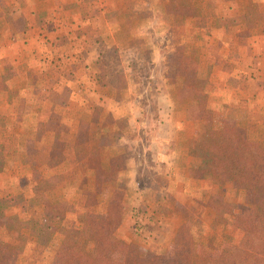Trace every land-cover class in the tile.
Returning <instances> with one entry per match:
<instances>
[{
    "label": "rangeland",
    "instance_id": "1",
    "mask_svg": "<svg viewBox=\"0 0 264 264\" xmlns=\"http://www.w3.org/2000/svg\"><path fill=\"white\" fill-rule=\"evenodd\" d=\"M134 1L132 5L142 7L137 0ZM204 1L144 0L147 3V19L132 24L135 26L132 27L134 33H139L130 43L134 51L123 52L122 47L114 46L108 50L109 53L106 52L114 67H119V61L132 67L135 85L129 86L131 91L128 102L133 105V109L141 111L138 120L141 122L142 133L138 134L137 128H134L127 135H121L129 140L132 147L117 159L121 168L114 170V174L121 171L122 175L112 176V182H107L105 171L101 168L94 183L88 180L72 182V185L79 184L80 190L77 193L81 197L72 195L73 191H69L67 187L56 189L59 187L58 175L48 176L52 169L44 167L45 161L52 158L47 164H61L52 172L66 169L69 153L66 142L60 145V136L57 135L51 150L47 152L44 146L48 145V135L40 130V118L30 115V110L36 109L37 105L31 106L25 102L26 90L10 89L6 86L4 77L0 78V240L17 243V239L21 238L16 234L23 233L15 264H51L64 237L62 228L69 225H72V235L85 237L88 248L91 249L98 232L105 225L104 213L109 199L115 200L114 211L123 209L116 234L123 245H134L130 248L129 255L133 252L143 256L146 251L165 250L167 256L172 257L178 253L187 233L212 257L227 256L232 244L238 242L240 231L235 225L234 213L243 202L244 190L224 182L221 175L215 172L214 169L220 167V158L210 154L208 147L217 142L230 144L231 136L238 133L243 135L251 152L264 153V84L260 82V79H264V71L259 74L258 87H252L256 91L247 89L245 95H251L248 96L249 100L232 103V106L228 103L220 104L224 107L223 110L216 105V110H212L213 123L210 128L194 123L196 143L189 151L194 154V158L183 163V168L187 166L188 174L194 178H207L203 183L183 181L179 177L186 173L178 176L176 172L174 176L171 168V175L168 176V172L164 170L168 167L158 164L150 157L149 150L143 149L144 146L148 147L157 128L156 99L160 88L172 93L180 105V100L186 97L190 82L174 77L173 69L179 67L197 88L204 90L207 83L211 70L205 54L210 43L207 36H210V31H215L213 23L211 25L207 20V16L213 11L209 5H204ZM231 8L221 6L219 9H224L225 14L229 15L222 22L234 34L238 29V16ZM193 30L194 34L190 36L189 32L192 33ZM122 42L124 44L123 39ZM229 60L233 65L236 63L233 68L238 70V61L242 62L238 60V54L230 55ZM137 68L139 69L135 70ZM245 71L247 75L254 73ZM238 74V71L235 72V75ZM5 99L7 102L3 101ZM16 109L19 111L18 115L15 114ZM225 109L227 113L224 117ZM62 124L60 119L54 118L51 127L63 130ZM27 127L36 128L33 138L22 132ZM114 138L122 139L120 136ZM32 140L35 148L28 143ZM136 152H140L142 156L136 157ZM130 156H133L132 167L122 169L123 162ZM180 167L179 170H183L182 165ZM78 170L83 169L79 167ZM173 179L179 181V184H175L178 186L176 190L172 186L168 189L172 196L166 199L163 197L158 205L151 203L154 195L148 199V203L142 199L141 189L148 184L157 195L159 188ZM171 184L174 186V183ZM202 184L207 186L204 195L199 193ZM120 195H123L121 200ZM218 197L222 199L219 200L220 204L214 201ZM210 198L213 200L210 201ZM17 219L21 221L18 224ZM11 223L16 224L12 229H6ZM114 256L120 264H126V254L122 248H118Z\"/></svg>",
    "mask_w": 264,
    "mask_h": 264
},
{
    "label": "crops",
    "instance_id": "2",
    "mask_svg": "<svg viewBox=\"0 0 264 264\" xmlns=\"http://www.w3.org/2000/svg\"><path fill=\"white\" fill-rule=\"evenodd\" d=\"M132 2L135 1L0 0V78L4 77L10 89L26 90L25 102L37 105L36 109L30 110V115L40 118V130L48 135V145L44 146L47 152L57 135L60 136V145L66 142L69 150L66 169L52 172L61 165L47 164L52 158L45 161L44 167L52 169L48 176L58 175L60 180L56 189L67 187L74 196L81 197V194L77 193L79 184L72 185V182L88 180L94 183L101 168L105 171L107 182H112V176L122 175L121 171V174H114V169H110V160L116 158L117 161L126 149H132L129 140L123 137L127 132L137 128L136 132L142 133L138 120L141 111L133 109L128 102L129 86L135 85L132 67L124 65L123 61H119L118 68L114 67L113 61L106 55L114 46L122 47L123 52L134 51L130 43L139 33H134L132 27L135 26L132 24L147 19V3L137 0L141 7L132 5ZM204 5H209L213 11L207 20L211 25L213 23L215 33L210 31V36H207L210 43L205 54L211 70L203 91L210 108L216 110V105L228 103L232 106V103L249 100L251 95H245L247 89L256 91L252 87L257 88L260 84L259 74L264 71V0H205ZM221 6H231L238 16V29L234 34L222 22L229 15L224 9H219ZM156 20L160 21L159 18ZM190 32L193 36L194 30ZM236 53L238 60L242 61H238V70L233 68L236 63L233 65L229 60V56ZM109 69L113 70L110 74ZM102 70H106L107 74ZM245 70L254 73L247 75ZM237 71L239 74L235 75ZM254 75L256 78L253 79ZM260 82L264 84V79ZM158 95L157 128L148 147L143 149L149 150L150 157L158 164L168 167L164 169L168 176L171 175V168L174 176L176 172L178 176L186 173L179 177L183 181L203 183L207 178H194L188 174L187 166L183 168V163L194 158L189 151L195 147L194 123L198 122L188 119L183 100H180L181 105L178 104V99L163 87ZM5 97L8 99L6 94ZM3 101L7 102L6 99ZM56 108L62 110L57 111ZM18 113L16 109L15 114ZM226 113L227 109L224 117ZM54 118L60 119L63 130L51 127ZM22 132L33 138L36 128L27 127ZM115 136L122 139L116 140ZM28 143L34 144L33 140ZM141 156L140 152H136V157ZM132 158L130 156L123 162L122 169L132 167ZM180 165L183 168L181 171ZM79 167L83 170H78ZM176 183L179 184L176 179L164 183L157 195L148 184L141 189L142 199L148 203L154 195L151 203L158 205L163 197L172 196L168 189L172 186L176 190ZM206 187L202 184L199 193L204 195ZM163 219L166 221V218Z\"/></svg>",
    "mask_w": 264,
    "mask_h": 264
},
{
    "label": "trees",
    "instance_id": "3",
    "mask_svg": "<svg viewBox=\"0 0 264 264\" xmlns=\"http://www.w3.org/2000/svg\"><path fill=\"white\" fill-rule=\"evenodd\" d=\"M102 71L107 74L106 70ZM110 72L113 70L109 69V74ZM172 72L174 77L190 82L186 97L183 99L188 119L197 121L201 127L210 128L213 113L205 92L197 88L190 78L187 79L179 67ZM231 138L230 144L217 142L208 147L210 154L220 158V167L214 169L215 172L221 175L224 182L244 190L243 202L234 213V222L240 231V237L237 243L232 244L227 256L212 257L192 240L189 233L184 235L182 246L172 257L167 256L165 250L146 251L143 256L133 252L129 255L130 248L134 245H123L116 234L123 209L114 211L115 200L109 199L104 213L105 225L98 232L92 248H88L85 237L72 235L70 230L72 225H69L62 228L64 237L51 264H120L114 256L118 248L124 250L126 264H264V153L251 152L245 144L243 135L237 133ZM117 162L116 158H112L110 169H118ZM122 196L120 195V200ZM211 200L213 199L210 198ZM219 200L222 199L214 198L217 204H220ZM20 222L17 219L16 223ZM15 224H9L6 229H12ZM16 235L21 239L24 236L22 232ZM21 239L12 244L0 240V264H15L16 255L22 245Z\"/></svg>",
    "mask_w": 264,
    "mask_h": 264
}]
</instances>
